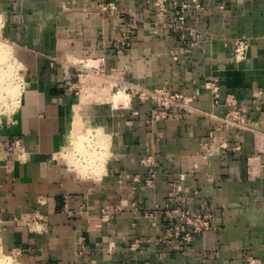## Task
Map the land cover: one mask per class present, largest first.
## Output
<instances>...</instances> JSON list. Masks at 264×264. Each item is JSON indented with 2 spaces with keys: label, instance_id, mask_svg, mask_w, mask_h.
I'll list each match as a JSON object with an SVG mask.
<instances>
[{
  "label": "crops",
  "instance_id": "0c3cea01",
  "mask_svg": "<svg viewBox=\"0 0 264 264\" xmlns=\"http://www.w3.org/2000/svg\"><path fill=\"white\" fill-rule=\"evenodd\" d=\"M119 1L124 12L116 16L109 11L102 15L97 0H0V32L13 42L28 70L19 104L5 118L0 114V245L4 253L21 248L20 264H89L92 260L95 264H251L248 257L256 259L253 264H264V157H254L251 130L238 132L215 118L178 111L152 128L145 124V112L120 117L115 127L112 122L109 126L108 114L103 118L111 132L107 134L112 149L108 168L91 175L72 164V156L59 155L72 144L78 116L84 112L78 110V100L56 85L73 74L52 68L48 57L110 48L115 31L125 24L122 16L146 17V0ZM204 1L210 9L204 17L209 34L204 49L185 53L163 30L140 21L133 48L117 64L130 66L142 79L149 75L158 84L167 80L187 93L202 89L196 107L223 116L226 108L214 107L203 89L205 82L219 75L222 96L236 94L250 126L264 131V0ZM240 37L250 40V48L244 59L237 60L234 40ZM148 44H152L154 64L149 74L146 55L138 52L147 50ZM256 93L260 99L254 98ZM15 138L26 151L22 160L17 150L4 148ZM223 142L226 147L210 158L213 174L198 175L188 186L191 201L207 197L222 205L218 231L203 234L183 252L150 243L133 255L130 240L157 231H152L142 210L164 200L179 173L193 170L202 145ZM148 154L162 161L156 186L135 192L130 177L146 173L140 160ZM104 207L109 208V219L102 216ZM29 220L36 221L37 229L28 226Z\"/></svg>",
  "mask_w": 264,
  "mask_h": 264
},
{
  "label": "rangeland",
  "instance_id": "374dc122",
  "mask_svg": "<svg viewBox=\"0 0 264 264\" xmlns=\"http://www.w3.org/2000/svg\"><path fill=\"white\" fill-rule=\"evenodd\" d=\"M249 1L244 0V2ZM146 2L144 9L146 17L141 18L134 14L129 18L125 15L122 16L123 19H126L123 22L125 24L117 32L115 31L110 48H100L90 54L78 56L52 55L48 57L52 68L61 70L60 72L68 71L70 74H78V81L73 80L75 83L77 82L75 85H72L73 81H66L65 83L58 81L56 83L57 87H63L60 88L67 97L78 100V110L84 112L78 116V129L75 128L70 139L73 145L69 144L60 154L67 157L72 156L71 163L84 173L91 174V172L108 168V158L111 157L112 149L107 134L111 132L106 125L107 121L105 122L103 119L108 114L109 126L112 122V126L116 127L118 118H125L130 115L138 116L145 112L147 114L145 124L148 128L169 120L175 116L176 111L179 114L195 112L199 116L202 115L196 110L198 107L194 104L197 98L195 102H190L187 106L173 104L169 108L165 107V103L171 98L172 93L179 92L184 97H190L191 93L177 89L174 84L172 85L167 80L158 84L151 80L149 75L146 76L147 80L142 79L132 73L130 66H121L117 63L120 56H128L131 48H133L134 36L138 32L140 21L151 29L163 30L162 33L169 40L172 39L181 44L185 53L191 54L196 48L204 49V42L207 43L209 36L205 31L207 25L204 23V17L210 10L209 6L204 0H146ZM96 4L102 15H106V11L116 16L118 13L124 12L119 0L109 2L97 0ZM2 20L3 17L0 14V24ZM186 43L187 45H198V47L190 49ZM150 45L152 44H148L147 50L142 48L138 51L140 55H146L147 67L145 72L147 74L154 68L153 50H149ZM0 46L10 48L9 50L12 51V56L10 54L3 60L0 59V112H2L0 114H3L5 118V115L7 116L17 106V103L19 104L23 89L28 84V70L27 66L18 58L13 42L7 39L2 32H0ZM32 51L37 52L36 49H32ZM37 53L46 56L44 51ZM133 55L134 51H132V57ZM174 57L177 58V54ZM102 62L105 63V66L103 65L104 71L100 74L91 73L94 68H101L97 66ZM138 87L165 89L168 94L166 95L167 99L163 98V106L151 100L142 102L135 95V90ZM112 113L114 114V123L113 120L111 121ZM2 121L0 118V123ZM210 135L213 137L212 132ZM74 139L80 141L78 149ZM213 148H217V146L202 145L200 154L196 156L194 161L193 170L190 173H179L178 179L170 183L171 188L168 190L165 199L155 203L151 208L142 210V217L148 220L147 222L153 228L152 231H157L156 234L154 233L149 237L142 235L131 239L128 248L133 252V255L144 245L150 243L163 245L175 252H183L189 249L203 234L218 231L219 217L223 211L222 205L213 199L209 200L207 197H197V193L193 195V197L200 198L197 201L195 199L191 201L188 198L190 190L188 186H192L191 181L198 180L200 175L209 176L213 174L210 170V158L218 149L212 155H207L209 150L213 151ZM73 156H78V159H74ZM254 157L261 158L262 156ZM140 163L147 170L145 174H135L130 177V185L135 192L140 187L154 188L156 186V170L161 166L162 161L158 156L148 154L141 158ZM103 210H106V219H109V208L104 207ZM136 222L133 223V226L137 225ZM132 258L135 259L136 256ZM251 260L252 258L248 257L249 263L252 264ZM16 261L20 264L18 257ZM0 264H11V262L9 258L1 257ZM130 264L134 263L130 261ZM145 264L153 263L145 262Z\"/></svg>",
  "mask_w": 264,
  "mask_h": 264
},
{
  "label": "built area",
  "instance_id": "2783aa9c",
  "mask_svg": "<svg viewBox=\"0 0 264 264\" xmlns=\"http://www.w3.org/2000/svg\"><path fill=\"white\" fill-rule=\"evenodd\" d=\"M206 43V42H204ZM187 45V43H186ZM190 49L197 46L193 45H187ZM186 47V49H187ZM250 48V40L246 37H240L234 40V53L237 58V60H242L247 56L248 50ZM105 63L102 62L97 67L101 68H94V70L91 71L93 74H100L101 72L104 71V66ZM77 80L78 81V74H73V78L70 79H61L59 82L65 83L66 81H73ZM77 84L73 81L72 85ZM63 88L62 86H60ZM222 88V80L219 75H216L212 77L210 80L205 82L203 84V89L205 92L209 93L211 96V100L213 103L214 107H225L227 110V113L223 116H217L214 113L208 112V111H203L197 108L196 110L206 116H209L212 119H217L220 122H222L225 126L235 128L238 132L240 131H245V130H251L254 134V139H255V153L254 156H264V131L255 129L250 126L249 120H247L245 110L240 106L238 97L234 93H228L224 97L222 96L221 92ZM202 89H197L194 94H191L190 97H184L182 93L179 92H174L171 95V98L167 100L165 103V107L169 108L170 105L173 104H178L180 106H187L190 102H195L196 98L201 94ZM168 93L165 91V89H150V88H143V87H138L135 90V95L143 102L147 100H151L153 102H158L162 104L163 106V98L165 97L167 99ZM260 95L258 93L254 94L255 99H260ZM195 104V103H194ZM191 107V106H189ZM213 134V133H212ZM226 147V144L223 142L220 145L217 146V148H213L212 150H209L207 155H212L215 150L219 148ZM5 149H9L11 152L13 150L18 151V158L19 159H24L26 155L25 148L23 146V143L21 142L20 139H11L9 140V145L4 146ZM212 151V152H211ZM178 199V198H177ZM103 217H106V210H103ZM36 221H28L27 224L29 227L36 228L35 227ZM37 229V228H36ZM22 249L21 248H16L14 249L11 254H6L4 253L1 245H0V259L1 257H6L9 258L11 264H18L17 256L21 253ZM80 251V253H82ZM252 264L256 262V259L252 258ZM52 264H64L63 262H56ZM89 264H95V260H92ZM125 264H130V262H126Z\"/></svg>",
  "mask_w": 264,
  "mask_h": 264
},
{
  "label": "bare ground",
  "instance_id": "6f19581e",
  "mask_svg": "<svg viewBox=\"0 0 264 264\" xmlns=\"http://www.w3.org/2000/svg\"><path fill=\"white\" fill-rule=\"evenodd\" d=\"M10 49V48H9ZM8 48H4V47H1L0 46V59H4L5 57H7V56H10V54H11V56H12V51L11 50H9ZM19 100V99H18ZM17 105H18V103H17ZM77 112V111H76ZM75 112V113H76ZM78 113V112H77ZM82 135V134H81ZM85 135V134H84ZM90 139V138H89ZM80 141H78V140H76V139H74V143H75V145H76V148L78 149V147L80 146V143H79ZM59 155H60V153H59ZM63 154H61V156H62ZM65 155V154H64ZM64 157V156H63Z\"/></svg>",
  "mask_w": 264,
  "mask_h": 264
}]
</instances>
